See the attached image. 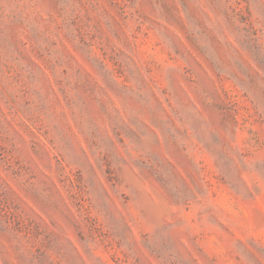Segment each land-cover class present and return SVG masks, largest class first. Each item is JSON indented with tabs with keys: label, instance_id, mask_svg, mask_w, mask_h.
<instances>
[{
	"label": "rangeland",
	"instance_id": "rangeland-1",
	"mask_svg": "<svg viewBox=\"0 0 264 264\" xmlns=\"http://www.w3.org/2000/svg\"><path fill=\"white\" fill-rule=\"evenodd\" d=\"M0 264H264V0H0Z\"/></svg>",
	"mask_w": 264,
	"mask_h": 264
}]
</instances>
